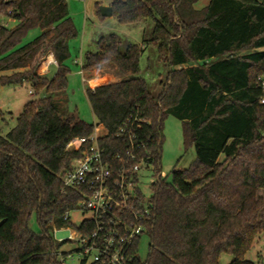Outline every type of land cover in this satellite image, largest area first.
<instances>
[{"label":"trees","instance_id":"obj_1","mask_svg":"<svg viewBox=\"0 0 264 264\" xmlns=\"http://www.w3.org/2000/svg\"><path fill=\"white\" fill-rule=\"evenodd\" d=\"M115 0L112 15L122 23L152 18L149 42L168 66L157 96L136 76L142 47L120 49L116 34L100 37L87 52L81 71L111 65L122 78L85 94L96 123L114 153L115 131L128 117L144 118L141 133L152 139L150 215L145 221L147 255H138L140 236L131 249L133 264H260L245 258L264 239V0ZM0 86L28 83L33 98L25 102L15 125L0 133V264H61L56 228L67 225L64 213L78 194L62 187L61 175L79 155L67 148L87 136L94 124L70 114L67 89L69 40L76 29L66 0H0ZM40 33L28 42L31 28ZM56 62L51 77L38 72L39 58ZM62 94V95H61ZM182 121L184 148L195 160L174 168L170 181L160 178L164 119ZM2 113L0 112V118ZM2 120L4 118H1ZM34 219L38 232L31 226Z\"/></svg>","mask_w":264,"mask_h":264},{"label":"built area","instance_id":"obj_2","mask_svg":"<svg viewBox=\"0 0 264 264\" xmlns=\"http://www.w3.org/2000/svg\"><path fill=\"white\" fill-rule=\"evenodd\" d=\"M260 86L264 89V78ZM147 123L131 116L122 121L111 141V155L107 153L111 143L96 122L89 135L69 141L67 148L79 155L62 172L61 181L64 189L77 192L78 200L64 213L67 225L53 232L54 237L56 231H67L66 236L54 239L74 246L71 251L61 246L55 252L61 264L74 259L78 264H133L132 245L144 233L150 215V203L138 187L140 171L154 169L152 139L140 132ZM74 212L80 214L77 223L70 222Z\"/></svg>","mask_w":264,"mask_h":264},{"label":"rangeland","instance_id":"obj_3","mask_svg":"<svg viewBox=\"0 0 264 264\" xmlns=\"http://www.w3.org/2000/svg\"><path fill=\"white\" fill-rule=\"evenodd\" d=\"M115 0H66L69 16L76 29V36L69 40V57L65 61L68 68L67 89L64 93L67 99L64 108L68 113L88 122L95 123L96 119L92 113L87 100L85 89L89 86H96L102 83H109L122 78L116 76V71L111 65H106L102 70H92L81 73V66L87 52L97 50V40L100 37H107L109 34H116L121 41L120 49L124 50L129 43L142 47L139 59V71L136 76L146 82L147 90L153 96H157L162 85L166 82L168 66L159 60L157 47L149 42L154 21L152 18L143 19L138 22L122 23L115 15L102 16L100 7L110 6ZM208 4V0H198L195 3L197 9ZM0 23L11 26L14 22L5 16H0ZM40 33V28L34 27L27 31L21 43L28 42ZM55 70L51 66L48 76H52ZM28 83L15 86H0V133L6 134L14 125L16 117L27 100L34 97L30 93ZM62 95V94H61ZM195 160V153L192 146L187 149L183 145L182 121L168 115L163 122L162 143L160 146V178L170 181L171 172L174 168H188ZM156 169L143 168L139 174L138 187L148 201L152 195V183L159 178ZM264 198V189L258 191ZM264 211V208L261 212ZM80 219L79 213H70V222L77 223ZM30 226L38 232L39 228L34 219ZM148 237L142 234L138 248V255L143 260L147 255ZM62 250L71 251L72 244H62ZM76 258V255H75ZM245 258L260 264H264V239L259 237L255 240L252 248L246 253ZM232 259L229 254H222L219 258L220 264H228ZM78 264V261L68 262Z\"/></svg>","mask_w":264,"mask_h":264},{"label":"crops","instance_id":"obj_4","mask_svg":"<svg viewBox=\"0 0 264 264\" xmlns=\"http://www.w3.org/2000/svg\"><path fill=\"white\" fill-rule=\"evenodd\" d=\"M51 66H53L54 70H56V62L54 61L53 56L50 53L44 57L39 58L38 72L40 74H43L47 77H51V76H48L49 69ZM98 70H102V68ZM81 73L83 74L82 71ZM89 87H93V86H89ZM262 213H264V211Z\"/></svg>","mask_w":264,"mask_h":264},{"label":"water","instance_id":"obj_5","mask_svg":"<svg viewBox=\"0 0 264 264\" xmlns=\"http://www.w3.org/2000/svg\"><path fill=\"white\" fill-rule=\"evenodd\" d=\"M100 14L102 16H107V15H112V8L111 6H102L100 7ZM68 234L67 231H56L55 234H54V237L55 238H60L62 236H66Z\"/></svg>","mask_w":264,"mask_h":264}]
</instances>
